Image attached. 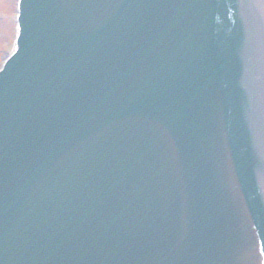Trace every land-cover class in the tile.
<instances>
[{
    "label": "water",
    "instance_id": "1",
    "mask_svg": "<svg viewBox=\"0 0 264 264\" xmlns=\"http://www.w3.org/2000/svg\"><path fill=\"white\" fill-rule=\"evenodd\" d=\"M263 9L22 0L0 73V264H264ZM32 103L46 118L13 123Z\"/></svg>",
    "mask_w": 264,
    "mask_h": 264
},
{
    "label": "rangeland",
    "instance_id": "2",
    "mask_svg": "<svg viewBox=\"0 0 264 264\" xmlns=\"http://www.w3.org/2000/svg\"><path fill=\"white\" fill-rule=\"evenodd\" d=\"M17 0H15L16 2ZM13 2L14 0H1L0 1V16L2 14L3 17L7 18V16L9 15V13H11L12 11V6H13ZM13 26H14V16H13V23H12V26L11 24L9 25V23L6 22H3L0 24V28H2L4 30V32L6 33L8 31V36L11 37L12 39V29H13ZM12 27V28H11ZM3 39V36L1 35V32H0V40ZM11 46V45H10ZM9 46V48H10ZM8 48V49H9ZM2 57L4 56V54L1 52L0 54ZM0 64H1V59H0Z\"/></svg>",
    "mask_w": 264,
    "mask_h": 264
},
{
    "label": "bare ground",
    "instance_id": "3",
    "mask_svg": "<svg viewBox=\"0 0 264 264\" xmlns=\"http://www.w3.org/2000/svg\"><path fill=\"white\" fill-rule=\"evenodd\" d=\"M263 2H264V0H263ZM123 177H124V173H123ZM123 177H122V178H123Z\"/></svg>",
    "mask_w": 264,
    "mask_h": 264
}]
</instances>
